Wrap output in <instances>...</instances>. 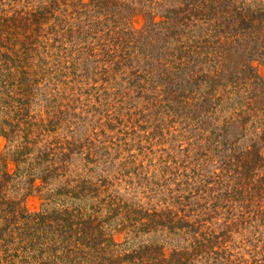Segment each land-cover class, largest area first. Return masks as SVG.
Instances as JSON below:
<instances>
[{"label": "trees", "instance_id": "obj_1", "mask_svg": "<svg viewBox=\"0 0 264 264\" xmlns=\"http://www.w3.org/2000/svg\"><path fill=\"white\" fill-rule=\"evenodd\" d=\"M245 3L0 0V137L8 143L0 152V244L13 246L23 264H233L225 248L232 220L264 203L256 183L264 181V77L256 66L264 65V4ZM136 16L144 26L128 30L125 22ZM75 33L81 43L89 36L109 42L115 53H105L106 63L119 69L137 53L150 76L141 74L142 91L160 94L155 104L196 136L193 162L188 155L175 171L181 179L171 203L145 206L90 179L47 192L35 214L9 197L19 168L32 189L59 178L53 149L35 136L55 126L35 123L30 111L39 75L45 80L61 57L51 54L56 43ZM82 47L83 61L100 56ZM149 235L157 238L143 239Z\"/></svg>", "mask_w": 264, "mask_h": 264}, {"label": "rangeland", "instance_id": "obj_2", "mask_svg": "<svg viewBox=\"0 0 264 264\" xmlns=\"http://www.w3.org/2000/svg\"><path fill=\"white\" fill-rule=\"evenodd\" d=\"M262 3L264 0H246L245 4L256 8ZM125 23L128 30H139L144 26V19L136 16ZM88 38L87 42L81 43L83 40H79L75 33L72 40L64 39V44L57 42L58 48L51 54H61V57L52 60L54 72L45 80L39 75L30 115L35 117V123L55 126L53 130L37 129L35 136L39 134L42 140L40 147L53 149L59 178L36 181L42 187L32 189L27 180L29 172L19 168L18 177L10 181L9 197L21 200L28 213L42 210L47 192L57 194L61 185L74 186L83 179L94 183L105 182L113 194L145 206L164 200L171 203L181 179L175 171L188 155V164L193 162L196 148L191 143L196 136L186 130L178 119L176 123L171 121L172 116L167 110L162 112L164 109L160 108V104H155L156 100H162L160 94L154 97L151 91H142L146 78H142L141 74L148 79L150 76L142 64L136 63L137 58L141 59L136 57L137 53L123 62V67L119 69L106 63L105 53H115L108 46L109 42ZM85 43L90 44L93 53L97 52L100 56L87 58L86 61L79 58L84 57L82 46ZM256 66L258 73L264 77V65L256 62ZM7 144L0 137V152L7 150ZM261 145L264 154V144ZM10 167L12 172L17 170L13 163ZM256 183L264 189V181ZM67 200L69 203L76 202L70 197ZM263 209L264 203L259 205L256 202L244 215L235 212L243 217L232 220L230 239L225 244L226 255L232 254L233 264L264 261ZM215 221L218 222L214 226L219 233L223 227L218 228V225L224 218ZM153 237L157 238L149 235L143 239ZM116 239L124 242L125 234L118 235ZM137 243L139 240H135L133 245ZM9 247L13 248L0 244V264H23L25 258L15 255L14 248Z\"/></svg>", "mask_w": 264, "mask_h": 264}]
</instances>
